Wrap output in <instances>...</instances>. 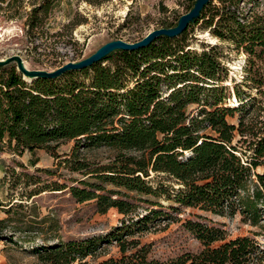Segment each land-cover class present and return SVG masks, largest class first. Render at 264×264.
I'll return each instance as SVG.
<instances>
[{
  "label": "trees",
  "instance_id": "obj_1",
  "mask_svg": "<svg viewBox=\"0 0 264 264\" xmlns=\"http://www.w3.org/2000/svg\"><path fill=\"white\" fill-rule=\"evenodd\" d=\"M12 1L0 0V11L10 10ZM190 1L187 12L196 2ZM243 1L219 0L220 5L213 6L210 0L179 37H159L136 51L117 50L56 79L28 82L17 66H0V147L5 144L18 155L47 151L61 159L58 168L86 178L77 181L85 188H69L77 202L95 201L101 214L112 208L123 214L120 224L105 234L34 247L39 264H264V244L256 237L227 240L224 230L199 221H188L185 227L202 249L158 258L152 255L153 244L143 243L136 234L148 231V223L168 218L164 206L157 203L161 210L136 215L126 208L129 203L101 194L105 188L87 181L166 197L179 206L221 217L240 215L244 224L264 232V171L257 172L264 168V120L242 117L238 125L228 121L255 101L241 88L254 87L264 94V17H246L239 10ZM37 12L34 3L31 30L42 23ZM179 19L164 27L177 26ZM200 21L213 36L232 42L248 56L242 83L229 80L217 45L198 52L186 41L189 29ZM229 87L233 97L227 100ZM66 141L75 145L62 157L58 149ZM100 147L114 150L109 162H93L82 155ZM153 176L166 179L153 187ZM37 187L36 194L69 186L55 181ZM8 220L0 221V237ZM112 243L118 256L108 257Z\"/></svg>",
  "mask_w": 264,
  "mask_h": 264
},
{
  "label": "rangeland",
  "instance_id": "obj_2",
  "mask_svg": "<svg viewBox=\"0 0 264 264\" xmlns=\"http://www.w3.org/2000/svg\"><path fill=\"white\" fill-rule=\"evenodd\" d=\"M34 3L42 23L31 30L29 21H36V16L31 17L30 13ZM190 4V0H13L10 10L0 11V60L19 55L31 70L53 71L69 62L88 58L111 41L137 42L149 32L175 22L187 12ZM214 5L219 6V0H214ZM21 6L25 9H20ZM239 10L246 17H264V0H244ZM201 24L202 21L189 29L186 41L198 52L217 45L221 62L229 70V80L242 83L246 77L244 66L248 56L242 50H237L232 42L221 41L213 36ZM232 88L226 91L227 100L233 97ZM241 89L249 92L255 101L251 103L252 107L228 117V121L238 125L242 117L247 121L251 118L264 120V94L254 87ZM74 145V141L61 143L59 155L63 157L70 154ZM82 155L93 162L107 163L115 152L111 148L100 147L84 150ZM59 160L45 150L33 153L26 151L18 155L5 144L1 145L0 221L9 220L1 232L0 264H39L33 253L34 247L44 243L54 244L58 240L67 242L105 234L123 219V214L116 208L101 214L97 211L95 201L77 202L69 188H85L77 181L86 178L63 167L58 168ZM38 170L57 172L50 175ZM263 171L262 167L257 169V172ZM25 175L32 176L33 180ZM165 179L155 176L150 180L151 185L157 187ZM37 181L40 183L35 185ZM55 181L69 187L64 191L47 190L39 194L34 191L40 188L37 186ZM87 181L105 188L101 194L129 203L130 207L126 208L135 211L136 215L142 216L149 210H161L155 205L157 203L164 206L162 211L169 217H160L148 223V231L136 234V238L140 236L143 243L153 244L152 255L158 258L166 259L185 251L198 252L202 249L200 242L185 227L188 221L219 227L225 231L227 240L250 235L256 237L261 246L264 244V232L258 227L244 224L240 215L221 217L197 208L179 206L166 197L139 194L101 181ZM87 188L93 189L91 186ZM31 193L36 195L30 198ZM11 207L14 211L8 214ZM255 232L260 236H254ZM107 253L108 257L118 256L117 245H109Z\"/></svg>",
  "mask_w": 264,
  "mask_h": 264
},
{
  "label": "water",
  "instance_id": "obj_3",
  "mask_svg": "<svg viewBox=\"0 0 264 264\" xmlns=\"http://www.w3.org/2000/svg\"><path fill=\"white\" fill-rule=\"evenodd\" d=\"M209 2L210 0H196L194 7L180 17L178 24L175 27H162L155 29L149 32L143 39L134 43L125 42L123 40L111 41L102 46L88 58L78 62H69L53 71L31 70L25 66L24 61L19 55H13L0 60V66H7L15 63L18 71L21 72L24 77L31 79H56L67 72L88 68L117 50L136 51L146 48L159 37H179L187 30L188 26L193 21L201 16L202 10L209 4Z\"/></svg>",
  "mask_w": 264,
  "mask_h": 264
},
{
  "label": "bare ground",
  "instance_id": "obj_4",
  "mask_svg": "<svg viewBox=\"0 0 264 264\" xmlns=\"http://www.w3.org/2000/svg\"><path fill=\"white\" fill-rule=\"evenodd\" d=\"M237 69V68H236ZM25 78V81L27 80L28 82H31L33 79L31 78H28V77H24ZM33 82V81H32Z\"/></svg>",
  "mask_w": 264,
  "mask_h": 264
}]
</instances>
